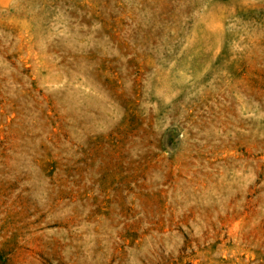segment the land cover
<instances>
[{
    "label": "rangeland",
    "instance_id": "1",
    "mask_svg": "<svg viewBox=\"0 0 264 264\" xmlns=\"http://www.w3.org/2000/svg\"><path fill=\"white\" fill-rule=\"evenodd\" d=\"M0 264H264V0H0Z\"/></svg>",
    "mask_w": 264,
    "mask_h": 264
}]
</instances>
